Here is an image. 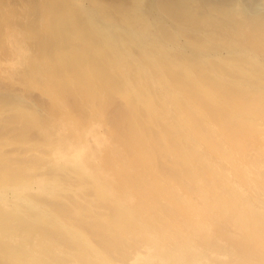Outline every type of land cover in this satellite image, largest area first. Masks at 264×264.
I'll return each mask as SVG.
<instances>
[{
	"label": "bare ground",
	"instance_id": "6f19581e",
	"mask_svg": "<svg viewBox=\"0 0 264 264\" xmlns=\"http://www.w3.org/2000/svg\"><path fill=\"white\" fill-rule=\"evenodd\" d=\"M28 2L0 0V264H264V0Z\"/></svg>",
	"mask_w": 264,
	"mask_h": 264
},
{
	"label": "rangeland",
	"instance_id": "374dc122",
	"mask_svg": "<svg viewBox=\"0 0 264 264\" xmlns=\"http://www.w3.org/2000/svg\"><path fill=\"white\" fill-rule=\"evenodd\" d=\"M10 1H12V0H9V1L5 0V2H6L5 5H7L6 13L12 12L11 14L13 15L14 12H15V13L17 12L16 14H17L18 16H16L17 19H15V20H16L17 23L19 22V25H20V18H21V17H19V14H21V15L23 16L24 11H25V13L27 12V10H26V6H27L28 3H29L28 1H30V0H26V1H25V0H20L22 3H21L19 0H18V2H17V0H13L12 2H10ZM14 1H15V2H14ZM26 2H27V3H26ZM11 3L14 5L13 7H12V4H11ZM18 3H19V4H18ZM8 4H9V5H8ZM15 4H16V5H15ZM17 4L19 5V7H18ZM20 4H21V5H20ZM2 7H3V6H1V8H2ZM10 7H11V8H10ZM13 8H14L15 10H17V11H15ZM19 9H20V10H19ZM18 10H19V11H18ZM22 10H23V12H22ZM18 13H19V14H18ZM14 15H15V14H14ZM14 15H13V16H14ZM0 17H1V16H0ZM12 19H13V17H12ZM12 19H11V20H12ZM17 20H19V21H17ZM0 22H1V19H0ZM14 22H15V21H14ZM11 25H12V24H11ZM11 25H8V26H7V28L10 29V31H12V29H11V28H12ZM9 26H10V27H9ZM8 29H7L6 32H10ZM13 35H14V34H13ZM0 56H2V55H0ZM1 60H3V56L0 57V63H2Z\"/></svg>",
	"mask_w": 264,
	"mask_h": 264
}]
</instances>
